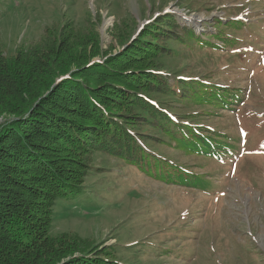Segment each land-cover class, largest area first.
Masks as SVG:
<instances>
[{
  "label": "rangeland",
  "instance_id": "obj_1",
  "mask_svg": "<svg viewBox=\"0 0 264 264\" xmlns=\"http://www.w3.org/2000/svg\"><path fill=\"white\" fill-rule=\"evenodd\" d=\"M45 30L60 32L62 49L64 42L83 40L88 62L149 69V83L135 85L142 101L133 113L136 142L209 185L167 181L117 151L82 141L76 145L85 151L72 153L80 148H68L61 136H76L63 130L54 112L60 102L76 112L79 107L56 95L47 116L34 117L26 134L30 143L47 146L53 170L69 167L62 159L79 160L74 183L83 192L56 200L44 227L53 239L30 247L28 264H264V0H0V51L27 49ZM185 30L198 38L188 39ZM95 44L100 53L90 56ZM131 52L140 60L129 65ZM107 55L116 59L106 61ZM188 88L199 89L198 96L185 99ZM146 104L177 124L203 126L206 135L224 132L231 144L241 140V148L221 150V161L185 152L148 120L150 112L141 110ZM44 132L55 139L33 142ZM9 145L14 153L0 148V172L28 177L30 165L51 171L40 155L26 154L24 143Z\"/></svg>",
  "mask_w": 264,
  "mask_h": 264
},
{
  "label": "trees",
  "instance_id": "obj_2",
  "mask_svg": "<svg viewBox=\"0 0 264 264\" xmlns=\"http://www.w3.org/2000/svg\"><path fill=\"white\" fill-rule=\"evenodd\" d=\"M218 23L223 25L221 21ZM185 34L190 40L198 38L191 30H185ZM61 40L60 32L51 33L50 30L48 34L45 30L43 37L27 49L15 50L13 55L0 51V120L3 119L0 122V148L4 149L3 146L6 145V152L14 153L9 143L20 141L24 143L27 155L29 150L34 151L51 170L42 173L37 165H30L33 173L28 177L21 175L13 177L11 173L0 172V185H3L0 192L6 194L0 198V264H28L27 255H32L30 253L35 251L30 247L46 239L50 243L53 239L44 231V227L46 215L51 213L56 200L69 201L83 192V185L74 183L77 173L82 171L80 164H76L79 160L62 159L69 167L63 170L56 166L53 170L54 160L45 152L47 146L35 145L32 141L30 143L26 134L31 131L29 125L35 122L34 117L47 116L50 107L47 109L46 105H49L56 95L66 96L68 101L79 107L76 112L62 107L63 103L56 99L55 104L60 102L57 107L61 106V109L54 114L66 121L64 123L61 120L63 130L76 136H61L69 143L68 148L75 147L77 141H82L87 143V148L95 145L107 148L105 151L108 152L117 151L125 161L133 163L148 174L153 175V172L154 175L165 176L164 179L167 181L172 182L174 177L173 181H187L189 185L195 184L203 189L209 185L201 178L190 179L191 172L182 166L151 155L138 145L139 141L136 142L133 134L135 128L133 113L138 105L137 101L141 103L142 101L138 97L141 90H137L135 85L149 83L147 80L149 69H144L143 66L141 68L137 66L133 71L111 69L119 68V64L112 62L116 59L111 58L113 55L104 57L106 61L112 62L108 67L100 65L99 62L91 63L87 60L89 51L83 40L64 42L66 49L57 45ZM98 53L99 45L95 44L90 56ZM131 53L132 56L125 57L129 65L134 64L135 60H140L134 57L133 52ZM136 72L141 74L129 76L124 74ZM150 78L155 79V75H151ZM157 78L162 79L159 76ZM198 93L199 89L193 88L191 91V88H188L183 92V97L185 99L192 95L197 97ZM107 94L110 96L107 97ZM141 110L145 113L149 111L148 120L166 131L164 133L185 152L191 151L213 157V153H219L218 149H225L231 145L230 138L223 134L224 132L208 131L211 134L206 135L202 132L203 126L191 127L183 122L177 124L167 114L149 104ZM55 122L58 123L53 119L52 123ZM22 129L23 132L19 133ZM46 136L51 141L55 139L52 134L46 135L44 132L39 137L33 136V142ZM123 146L127 149L125 150ZM77 147L80 150L72 153L85 151V147ZM22 150L23 146L20 151H16L17 156L25 151ZM171 170L175 173L170 172ZM21 171L23 169L19 168L17 173ZM4 189L7 192H4ZM63 242L65 241L60 240V243Z\"/></svg>",
  "mask_w": 264,
  "mask_h": 264
}]
</instances>
